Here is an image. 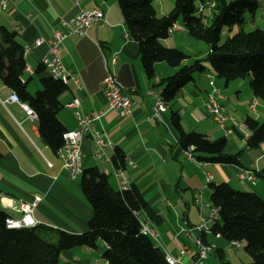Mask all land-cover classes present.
Instances as JSON below:
<instances>
[{"label": "crops", "instance_id": "0c3cea01", "mask_svg": "<svg viewBox=\"0 0 264 264\" xmlns=\"http://www.w3.org/2000/svg\"><path fill=\"white\" fill-rule=\"evenodd\" d=\"M210 7L208 9L211 13ZM81 9L103 10L105 21L90 28L84 36L73 35L63 43V64L73 71L80 88L71 83L58 95L60 108L54 115L55 128L64 131L77 129L74 110L67 107L74 98L80 100L85 113L105 110L107 98L103 82L108 72L113 73L122 88L129 92L135 90L130 92L134 105L133 113L128 117L124 118L118 111L112 110L102 118L101 125L111 140L106 157L112 160L117 150L122 151L126 165L121 170L129 186L138 187L146 202L162 219L160 224L155 225L143 215L157 233V246L174 256L178 255L181 247L186 246L193 256L198 251L195 239L201 236L206 243L214 244L217 248L209 254L204 264H235L237 258L233 251H236L241 264H252L246 252L242 254L235 250L222 237L202 235L196 230L187 234L185 230L193 229L200 223L201 212L194 203L193 195L201 193L204 200L211 184L227 183L236 190L256 193L264 200V143L254 149L246 148L249 131L245 123L249 117L237 119L238 112L232 109L229 111L223 91L225 100L221 103L228 115L234 116L240 125L235 126L229 122L227 126L231 133L222 130L204 108V101L212 90L209 84L203 88L192 84L190 90L184 92L194 81L188 83L173 102L164 101L167 108L161 120H154L151 116L155 101L147 96V92L153 88L163 90L159 86L161 80L175 75L178 70L165 63H158L155 67L156 78L148 79L141 62L139 43L125 38L128 31L118 0H13L7 10L0 11V27H4L12 39L24 48L30 46L29 51H24V56L26 66L33 72L27 73L24 70L22 81H16V86L21 83L27 93L35 97L34 94L43 89V81L52 80L49 72L41 65L48 55V47L45 44L36 47L35 41L39 38L50 39L62 19L73 18ZM161 10L164 12V7ZM205 11L206 7L200 6L199 14L204 17ZM176 26L181 28L178 22ZM113 57H116L115 63L112 62ZM215 85L221 89L216 82ZM13 93H16L15 87L0 79V209L9 215H16L13 210L17 207V200L33 203L35 197L39 196L41 201L35 208L34 218L40 225L69 234L88 232L94 212L83 193L81 177L76 180L70 178L60 154H54L42 140L37 120L30 119L16 103L4 104ZM177 98L185 99V103L178 105ZM254 101L257 100L251 99L248 111ZM261 108L264 109V105L258 103L257 110L251 112L260 123L264 120ZM184 109L187 110L185 117L182 116ZM173 111H179L186 132L204 134L211 140L225 137L228 143L226 152L230 154L244 149L240 158L242 167L205 164L188 159L171 123ZM82 151L85 156V174L92 168L103 173L105 169L111 170L115 166L107 160L92 157L93 146L88 138L82 141ZM130 160L134 165L128 164ZM245 168L258 170L259 180L255 186L238 181L239 170ZM208 176L212 178L211 182H207ZM108 183L115 191L119 190L118 180L114 176L108 177ZM237 185L244 189H239ZM210 195V192L206 194ZM205 202H210V197ZM96 245V248L82 247L63 251L59 264H108L104 258L107 246L101 241H97ZM192 261L191 257L185 258L186 264Z\"/></svg>", "mask_w": 264, "mask_h": 264}, {"label": "trees", "instance_id": "16d2710c", "mask_svg": "<svg viewBox=\"0 0 264 264\" xmlns=\"http://www.w3.org/2000/svg\"><path fill=\"white\" fill-rule=\"evenodd\" d=\"M155 0H118L130 38L139 43L141 62L149 80L156 78L155 67L165 63L177 73L161 80L162 97L166 103L175 100L180 91L194 80V74H206L209 68L228 87L249 78L255 98L264 102V31L243 30L249 12L255 17L256 0H175L173 10L159 16ZM214 6L211 19L200 15V6ZM181 20L187 32L207 42L209 53L205 60L195 59L186 65L189 56L163 44L171 35L169 31ZM239 27L240 32L221 45L224 27ZM0 79L15 87L21 100L37 115V127L42 140L54 154L63 146L64 130L54 126V115L59 110L58 95L66 90L59 81H43V89L33 97L16 81L24 74L26 61L24 47L0 27ZM171 123L179 135L182 150L193 149L197 162L242 167L244 149L230 154L225 137L211 140L206 135L186 132L179 111L171 114ZM249 131L246 148L254 149L264 143V121L248 118ZM2 154L0 153V159ZM117 169H123L126 158L117 150L112 158ZM82 190L91 205L94 216L90 230L82 234H69L60 229L38 225L32 228L11 229L6 225L9 217L0 209V264H59L63 251L75 248H96L97 241L107 246L104 258L108 264H168L164 252L154 241L141 233L137 213L145 214L155 225L161 223L153 207L144 199L136 186L115 191L97 168L82 177ZM210 202L220 210V218L212 227L214 235L220 234L228 243L244 244L252 264H264V200L256 193L234 189L227 183L211 184ZM205 242V240L203 239Z\"/></svg>", "mask_w": 264, "mask_h": 264}, {"label": "built area", "instance_id": "2783aa9c", "mask_svg": "<svg viewBox=\"0 0 264 264\" xmlns=\"http://www.w3.org/2000/svg\"><path fill=\"white\" fill-rule=\"evenodd\" d=\"M13 0H0V11L7 10L12 4ZM200 13V12H199ZM105 21V12L100 9L85 10L81 9L76 16L66 20L62 19L60 21L59 27H57L53 36L50 39L39 38L35 41V46L39 47L42 45H47L48 55L42 60L41 65L45 68L52 80L59 81L65 86H69L74 83L80 88L79 82L75 79L72 70L67 68L62 61L61 51L64 41L70 36H84L87 31ZM182 30L181 28L174 25V27L169 31L170 35H173L176 31ZM125 38L129 39V33L126 32ZM30 46H26L24 51H29ZM112 62H116V57H113ZM25 72L33 73L30 67H25ZM22 81V78H20ZM206 79L209 86L211 87V92L208 94L204 101V108L206 112L217 122L222 130L226 133H231L230 128H228L227 123L231 122L233 125H240L234 118V116L228 115L227 109L221 103L225 100L222 90L215 85V80L211 75H207ZM103 90L107 98V107L105 110L85 113L82 109L81 102L78 98H74L71 102L67 104V107L74 110V115L77 120V129L73 131H64L62 134L63 146L59 151L60 157L63 160L64 168L67 170L70 178L76 180L81 176L85 175L84 166V153L82 151V141L88 138L93 146L92 157L96 160H107L111 165L113 161L106 156V150L111 145V140L109 135L106 133L101 125V120L105 114L109 111L116 110L120 113L122 117H128L133 113V101L130 97V92H135V90H125L122 88L114 74L108 72L104 82ZM163 90L159 88L150 89L147 92V96L152 97L155 101L154 112L152 118L154 120L160 121L162 113L166 110L167 106L162 97ZM18 104L26 113V115L32 119L37 120V115L30 106L23 102L17 93H13L7 103ZM257 101L252 102L249 109L253 112L257 110ZM193 149L189 148L184 151L186 157L192 161H195L193 155ZM129 165H134L130 160ZM114 165V164H113ZM105 176H114L118 180V189L120 192H124L130 189L128 180L121 169H117L115 166L113 169H105L103 171ZM258 170L252 168L240 169L237 174V179L243 184H250L255 186L259 180ZM211 177H207V182H211ZM194 203L200 210V223L193 229H186L185 232L190 234L192 230L200 232V234H213L211 227L220 218V210L214 207L211 202H205L202 198L201 193H195L193 195ZM41 201V197L36 196L33 203H26L22 200H17V207L13 211L15 214H10L6 219V225L11 229L20 228H32L40 225L34 218V212L37 204ZM137 217L141 227V233L145 236L150 237L152 240L157 239V233L149 226V221L143 217V214L137 213ZM217 238H221L220 234L214 235ZM195 245L197 248V253L192 255V251L189 247H181L177 256L171 255L164 251L165 260L168 264H186L185 258L191 257L192 262L190 264H204L208 259L209 254L216 251L217 248L214 244H208L203 241L201 236L195 239ZM230 245L236 249L242 248L243 243L231 242Z\"/></svg>", "mask_w": 264, "mask_h": 264}, {"label": "rangeland", "instance_id": "374dc122", "mask_svg": "<svg viewBox=\"0 0 264 264\" xmlns=\"http://www.w3.org/2000/svg\"><path fill=\"white\" fill-rule=\"evenodd\" d=\"M228 2H232L234 0H227ZM258 2V8L256 9L255 12V17H253V15H251L249 12H247L246 17H247V22L246 25L244 26L243 30L245 32H253L256 29H260L262 31H264V0H256ZM154 5L156 10L158 11V15L162 16L161 14L164 13L165 14H169L175 5V0H155L154 1ZM161 7H164V12H162ZM212 7V8H211ZM211 11L213 12L214 6H211ZM212 12L210 13V10L208 9V7H206V11L204 12V16L205 18H207V20L211 19V15ZM178 26L181 27L182 31L181 32H175L173 35H171L167 40H164V46L168 47L169 49H177L181 52H183L184 54H186L187 56L190 57V59H188V61L186 62V65H192L195 61V59H199V60H205V58L207 57L208 53H209V45L207 44L206 41L200 39V38H196L192 35H190L186 28L183 27L181 20L178 21ZM240 32V28L235 26L232 28V30L230 31L229 27H224V29L222 30V34H221V40H220V44L223 45L228 38H231L233 36H235L236 34H238ZM168 43V44H167ZM209 70L206 72V74L201 75L200 73H196L194 74V83H191L189 85V89H185L184 92H188L192 86V84H196L198 87L203 88L204 86H206L208 84V81L206 79L207 75H211L215 82L221 86V89L223 91V94L225 95L226 99H227V105L230 107V109L232 110H236L237 113V119H247V117L251 118V119H255V116H253L251 114V110L248 111L247 107L251 101V99L255 98L253 97V93L250 87V80L249 78L246 79H242L239 80L237 83H235L234 85H230L229 87H226L225 84V80L222 78H218L214 75V73L212 72V70L210 69V64H208L207 62L204 63ZM203 78H205V81L203 80ZM205 83V84H204ZM43 88V87H42ZM187 90V91H186ZM248 93H250V96H248ZM36 95V93L34 94ZM258 103L262 106L264 105V102L260 99L255 98ZM176 102L178 103V105L184 104L185 103V99H180L177 98ZM258 110H260L258 108ZM261 111H264V109L261 108ZM185 115H187V110H182V116L185 117ZM250 115V116H248ZM262 122L264 120H261ZM186 122L189 125L188 119L186 118ZM261 122V123H262ZM219 139V138H218ZM230 140V139H229ZM82 179V176L80 178V180ZM237 187L239 189H244V187H241L240 185H237ZM247 190H250L251 188H246ZM210 192L209 189H207L206 194H208ZM204 197V201L205 200H209L210 196H206ZM154 243L156 245L157 242L155 240H153ZM230 245V244H229ZM235 250H239L242 254L245 253L244 250V244L242 246V248L240 249H235ZM235 257L237 258V261L235 262V264H241V262L239 261V258L236 255V251L232 252ZM247 254V253H246ZM249 256V255H247ZM251 258V257H248ZM222 264H226V263H222Z\"/></svg>", "mask_w": 264, "mask_h": 264}]
</instances>
